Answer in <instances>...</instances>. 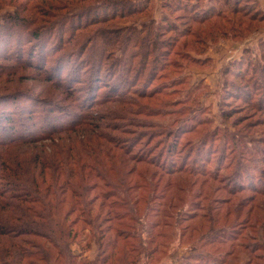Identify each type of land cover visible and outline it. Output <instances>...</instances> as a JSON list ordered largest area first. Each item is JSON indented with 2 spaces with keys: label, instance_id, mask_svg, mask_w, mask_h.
Segmentation results:
<instances>
[{
  "label": "rangeland",
  "instance_id": "rangeland-1",
  "mask_svg": "<svg viewBox=\"0 0 264 264\" xmlns=\"http://www.w3.org/2000/svg\"><path fill=\"white\" fill-rule=\"evenodd\" d=\"M5 2L0 24L27 0ZM33 4L41 11L38 27L61 26L44 32L42 41L0 38V60L21 52L23 61H0V99L8 97L0 100V143L13 136L4 113L22 131L19 138L38 140L46 120L60 128L64 118L91 112L92 129L120 148L111 168L120 158L147 162L133 175L142 202L133 212L130 206L102 215L101 229L120 231L131 243L128 251L119 245L116 257L105 261L112 253L109 234L81 222L69 246L75 263L264 264V0ZM226 6L227 16L202 25L192 21L203 13L198 9ZM62 39L71 49L60 50ZM30 110L37 113L30 117ZM50 144L0 145V159H19L25 174V165ZM2 163L1 175L17 169ZM12 181L0 180V201L9 209L20 203L10 198L18 186ZM107 191L100 185L93 196ZM8 212L0 215L7 221L0 220V264H31L41 241L4 235V225L21 224Z\"/></svg>",
  "mask_w": 264,
  "mask_h": 264
},
{
  "label": "trees",
  "instance_id": "trees-1",
  "mask_svg": "<svg viewBox=\"0 0 264 264\" xmlns=\"http://www.w3.org/2000/svg\"><path fill=\"white\" fill-rule=\"evenodd\" d=\"M7 1L12 4L17 0ZM36 1L45 2L47 0H27L24 6L16 9L14 15H8L2 19L0 38L6 37L10 43L14 39V35H31L33 41H42L47 36L44 32H52L55 28L61 26L60 23H55L48 27H38L37 24L40 20H38L37 14H41V11L39 13V7L37 4H33ZM193 1L198 2L200 0H185V2ZM0 3L4 4L6 2L5 0H0ZM199 10L203 13L193 15L192 21L202 25L210 23L211 17L214 15L219 16V18L227 16L228 6L218 11L214 7L207 9L208 11L205 9ZM232 14L238 16L240 12L235 7ZM174 29L177 30V27ZM72 45V48L75 49L79 46V43ZM69 49H71V44L67 47L62 39L60 50L68 51ZM20 53L14 52L17 59L6 55L1 60L7 62L15 59L17 64H23ZM35 57L37 58V55ZM4 98L0 100L5 101L8 99L7 96ZM35 113H37L36 110H30V117L34 116ZM4 114L5 117L8 114L6 120L14 137L12 136L2 144L0 143L1 146L21 149L22 146H30L38 140L51 143V147L42 146L43 149L37 153L35 158L33 157L30 165H25L27 166L24 170L25 174H22V162L19 159L15 157L13 159L12 157L9 159L2 157L0 159L3 162V166L11 163L17 168L16 170L21 171L18 173L16 170H10L12 174L9 176L1 175L0 173L1 181L8 184L12 180L18 182V186L15 187L16 196L10 198L20 202L17 207L12 206L9 209L2 204L5 202L3 197L2 201H0V215L5 210H8L7 217L11 218L13 216L15 218L19 216V218L17 217L18 219L16 218V222L21 219L19 226H16L17 224L15 226L4 225L5 230L1 229L3 233L7 232L4 235L10 236V234H13L20 238L34 237L41 241L39 244L37 243L39 247H37L36 254L32 253L37 260L31 257L32 262L34 261L33 263L30 262L31 264H57L60 260H63L65 264H76L75 260L78 256H72L69 246L71 245V240H74L79 234L81 222L96 232L100 229L103 236L109 234L107 245L112 250V253L108 255L105 261L116 257L119 245L123 252H127L128 247L131 245L128 238H125L126 236L112 227L101 229L104 220L102 215L105 214L109 217L115 211L121 212L124 207L128 209L130 206H132L131 211L133 212L135 210L134 206L142 202L141 200L144 197L137 194L138 184L133 175L136 174L140 168L139 166L146 165V159L144 157L120 158L119 167L117 169L111 168L114 165V157L117 156L113 151H118L120 148L112 144L101 132L93 130L91 122H94L96 117L91 112L64 118L66 124L60 128L53 127L52 129L50 123L46 120L42 127L39 128L38 126L42 134L38 135L40 136L38 140H36L37 138H19L18 134L22 133V131L18 130L17 125L11 123L12 116L9 113ZM81 136H85L83 145L75 144L77 138ZM33 154L34 152L32 156H35ZM109 162L111 163L108 164ZM23 164H25L24 161ZM1 167L2 165H0L2 170ZM189 171L192 173L193 169L191 170L190 168ZM93 180L97 182L92 184ZM100 185L108 189V191L104 195L94 197L93 192L97 191ZM0 196H2L1 193ZM99 198L102 202L100 206H97L96 203ZM153 199H150V201ZM22 218L24 219L23 221ZM0 220L7 223L2 216ZM118 225L120 224L118 223ZM222 235L224 236V234L220 236ZM153 236L152 234L149 235L150 242H154V240L152 241ZM23 243L27 244L29 242L23 240ZM44 246H48V248ZM49 248L52 250L51 255L47 254V249ZM226 264H228V261Z\"/></svg>",
  "mask_w": 264,
  "mask_h": 264
}]
</instances>
